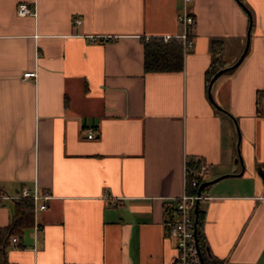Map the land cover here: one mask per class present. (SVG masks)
<instances>
[{"label":"crops","instance_id":"obj_1","mask_svg":"<svg viewBox=\"0 0 264 264\" xmlns=\"http://www.w3.org/2000/svg\"><path fill=\"white\" fill-rule=\"evenodd\" d=\"M242 2L249 49L212 95L237 119L244 169L205 79L212 40L232 64L244 51L250 21L238 0L189 3L194 49L174 72H146L144 42L182 34L184 0H0V228L12 219L8 196L51 194L19 243L9 239V262L171 264L167 221L195 157L210 167L205 182L226 175L199 202L204 258L264 264V0ZM20 4L35 15L18 16Z\"/></svg>","mask_w":264,"mask_h":264},{"label":"trees","instance_id":"obj_2","mask_svg":"<svg viewBox=\"0 0 264 264\" xmlns=\"http://www.w3.org/2000/svg\"><path fill=\"white\" fill-rule=\"evenodd\" d=\"M238 2L247 12L248 8L243 4L242 0H238ZM253 26L254 25L252 24L251 30L253 29ZM210 49H211L212 60L205 75L207 89L212 77L219 70L229 66L224 60L226 45L223 40H218V39L212 40ZM184 58H185L184 49L182 45L178 43V40L176 38H172L168 42H165L162 37H151L144 42V68L146 72L182 71L184 68ZM214 108L216 109V112L220 115V118L226 130L232 132L234 135L233 140L235 145V158L237 159L238 134L236 131L235 123L228 114L218 110L216 107ZM256 112L258 116H264V88L259 89L256 93ZM188 163L193 171L196 172L199 171L200 162L195 157L190 158ZM187 181H188L187 189L191 193L193 192V188L191 184L192 176H189ZM203 182L205 181H201L199 183L198 188L196 190L197 193L199 192L200 186ZM208 187L209 186L204 187L201 190L202 195L204 194L205 190L208 189ZM0 194H2L1 189H0ZM13 201H14V209H13L11 222L7 227L0 228V264H14L9 262L7 257L9 239L13 236L22 234L25 229L31 228L35 225L34 202L30 198H18ZM204 222H205V212L199 209L197 215V237H198L200 249L205 256L207 245H206V236L204 232ZM205 262L206 264H210L206 258H205ZM212 264H216V263H212Z\"/></svg>","mask_w":264,"mask_h":264},{"label":"built area","instance_id":"obj_3","mask_svg":"<svg viewBox=\"0 0 264 264\" xmlns=\"http://www.w3.org/2000/svg\"><path fill=\"white\" fill-rule=\"evenodd\" d=\"M185 6L182 12L177 16V21L183 27L181 35L164 36L165 42L172 38H176L178 43L182 45L185 55L194 49V33L196 20L194 15L188 9V5L192 0H184ZM18 16L35 15V7H30L27 4H20L17 8ZM80 18L74 19L75 25H81ZM24 78L29 79L36 77L35 71H28L24 73ZM87 138L92 140L97 138V131L95 129H88ZM200 169L198 172L193 171L189 164L185 165V190L175 199L172 207L171 217L167 221L169 227L170 237L175 241L176 256L171 264H204L196 244V214L194 212L195 206L198 202L204 199L201 193L196 190L201 181H204L210 171V167L204 161L199 160ZM192 176L193 192L187 189L188 177ZM7 198L15 200L18 198H30L34 202L35 212L44 211L47 209V201L51 198L49 191H39L38 188L30 190L28 187H23L18 195L8 196ZM13 244H18L17 237L12 238Z\"/></svg>","mask_w":264,"mask_h":264},{"label":"water","instance_id":"obj_4","mask_svg":"<svg viewBox=\"0 0 264 264\" xmlns=\"http://www.w3.org/2000/svg\"><path fill=\"white\" fill-rule=\"evenodd\" d=\"M247 13H248V16H249V19H250V24H249V29H248V33H247V38H246V45H245V48H244V51L243 53L241 54V56L239 57V59L231 66H228L226 68H223L221 70H219L211 79L209 85H208V89H207V92H208V96H209V100L210 102L212 103V105L214 107H216L218 110L228 114L234 121L235 123V126H236V130H237V134H238V143H237V151H238V158L235 160L236 163L240 162L241 165H242V169H244V162H243V158H242V155H241V150H240V142H241V131L239 129V125H238V122H237V119L231 115L228 111H226L225 109H223L213 98V95H212V87H213V84L214 82L221 76L223 75L226 71H229V70H232L234 68H236L238 65L241 64V62L243 61L244 57L246 56L247 54V51L249 49V43H250V37H251V28H252V24H253V18H252V15H251V12L249 10H247ZM242 173H240L241 175ZM226 177V175L224 176H221V177H218L214 180H211V181H206V182H203L200 186V189H199V193H201V190L204 188V187H207L211 184H213L214 182H217L219 181L220 179ZM199 209H200V206H199V202L196 204L195 206V214H196V244H197V247L199 249V252H200V255L202 257V260L204 262V264H206L205 262V258H204V255L200 249V246H199V241H198V237H197V215H198V212H199Z\"/></svg>","mask_w":264,"mask_h":264},{"label":"rangeland","instance_id":"obj_5","mask_svg":"<svg viewBox=\"0 0 264 264\" xmlns=\"http://www.w3.org/2000/svg\"><path fill=\"white\" fill-rule=\"evenodd\" d=\"M233 56H227V57H225V61H226V63H228V64H232L233 63ZM232 71V70H231ZM229 72H225L223 75H225V74H228ZM222 77V76H221ZM217 85H218V83L217 84H215V86H214V88H213V93L215 94V92H216V89H217Z\"/></svg>","mask_w":264,"mask_h":264}]
</instances>
